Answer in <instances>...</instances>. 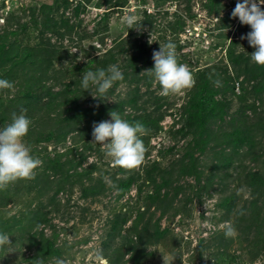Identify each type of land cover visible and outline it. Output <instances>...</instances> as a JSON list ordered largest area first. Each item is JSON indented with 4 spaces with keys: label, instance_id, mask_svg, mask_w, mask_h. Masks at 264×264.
Masks as SVG:
<instances>
[{
    "label": "rangeland",
    "instance_id": "1",
    "mask_svg": "<svg viewBox=\"0 0 264 264\" xmlns=\"http://www.w3.org/2000/svg\"><path fill=\"white\" fill-rule=\"evenodd\" d=\"M69 1L66 6L64 0H0V34L14 41L0 56V79L14 85L0 90V128L12 122L14 113L29 118L32 123L24 142L42 161L33 179L0 189V233L10 237L0 246V264H39L46 251L42 249L46 243L39 242L42 230L62 251L43 264H111L112 258L116 264H132L128 249L137 237L144 239L142 264H264V94L236 76L228 57L230 50H250L248 41L241 39L250 28L231 16L238 0H221L219 11L210 8V0ZM45 4L57 9L41 10ZM126 15L136 17L135 29L122 22ZM148 17L154 18L151 29ZM67 18L75 30L62 37L66 33L61 31V20ZM137 38L153 51L173 42L178 62L188 66L195 85L162 96L158 83L147 87L142 79L135 93L132 76L116 82L103 98H94L81 82L65 89L85 71L100 69L96 60L109 50L123 72L132 55L120 54V48ZM35 58L49 72L47 89L30 86L35 77L19 76L27 63L30 68L37 65H32ZM207 70L227 85L216 97L226 101L224 129L241 126L244 137L252 140L240 151L227 147L222 137L223 145L213 140L205 153L196 152L190 171L189 159L183 156L193 136L180 132L182 116ZM50 87L65 95L58 97L54 108L47 106ZM72 99L79 108L73 109ZM89 106L96 107V113L67 130L61 143L44 140L48 131L60 129L59 114L74 124L77 119L67 116ZM144 109L153 116L163 114L164 119L141 137L146 147L143 163L133 170L113 167L111 158L93 143V124L110 120L111 111L129 121ZM65 151H72L61 159L65 168L84 175L72 183L74 188L61 186L52 200L54 191L42 189L49 166L46 155ZM81 158L83 166L75 170ZM184 162L186 171L181 170ZM131 175L136 181L124 193L117 184ZM165 180L169 185L157 196ZM83 187L105 189L84 198ZM42 213L48 214L51 224L40 223ZM121 220L126 222L120 224ZM228 223L236 229L234 238L224 235ZM123 253V259L118 257Z\"/></svg>",
    "mask_w": 264,
    "mask_h": 264
},
{
    "label": "trees",
    "instance_id": "2",
    "mask_svg": "<svg viewBox=\"0 0 264 264\" xmlns=\"http://www.w3.org/2000/svg\"><path fill=\"white\" fill-rule=\"evenodd\" d=\"M84 2H90L92 0H82ZM210 8L216 11H219L221 5V0H210ZM64 4L66 6L71 5V2L69 0H64ZM262 10H264V7H262ZM57 9L52 4H45L42 6L41 10H53ZM151 15V14H150ZM150 26V29L153 27L154 24V18L148 17L147 20ZM38 27V24H37ZM250 28V26H248ZM174 28L175 27H171ZM24 29V28H23ZM75 30V26L71 24L70 20L63 19L61 20V31H64L66 34H62V37H65L67 34H73ZM251 30V28H250ZM13 35H18L14 33ZM12 37H9V35H1L0 34V56L6 54L10 48L14 46V41L11 40ZM130 46L126 47L123 46L120 48L119 53L122 54L123 52H129L131 53V57L128 58V62L126 64H123V79H127L133 76V84H135L136 92L138 93L141 87L142 79H145V84L147 87H150L154 82V77L149 76L145 71L154 68V61L152 59L151 52L153 51V46H148L145 43H142L139 41V39H133L129 42ZM248 42H246L247 45ZM248 51H245L244 49L242 51H236V50H230L228 57L231 62V65L233 67V70L238 78H243L244 83H250L252 84V89L254 92L260 90L262 94H264V66H259L251 62L250 60V53L252 48L250 45L247 46ZM116 54H114L112 51H108L105 53L103 58H98L96 62L99 64V68L107 69L109 65L115 64L117 61L115 60ZM38 59H34L32 62V65L37 64L36 66H33L34 68L29 67V63L26 64V67L24 69L21 68V73L19 76H22V79H33L35 77V83H29L30 86H38L41 89H47L49 87L48 83V75L49 72L43 68H41V64L36 63ZM39 65V68H38ZM38 69V70H37ZM25 70V71H24ZM37 70V71H34ZM206 71V70H205ZM204 73V72H202ZM206 73H211L212 79H209V77L206 76ZM204 73L205 79L197 85L196 92L197 94L192 97L188 103V105L185 107V114H183L182 119L184 121V124L180 130L182 131L183 136H193V141L190 143L188 149L186 150L183 159L188 160V168L189 170H193L195 168L196 163V152H200V154L205 153L207 149L210 147V143L215 140L216 142L220 143L219 138H224V143H226V146L229 148H234L237 151H240L246 146L251 145L252 138L250 136L244 137V134L241 130V126H234L232 130H225L224 125L226 123V116L225 114V100H219L217 99V95L221 94V89L227 87L225 83L220 81L219 76L213 74L212 70H207V72ZM30 75V76H28ZM81 74L80 76H77L76 78L72 79L68 84H66L64 87L65 89H69L73 85L81 82L82 78ZM135 76V78H134ZM32 77V78H31ZM127 77V78H126ZM214 81H219L220 84L217 86ZM160 87V86H159ZM49 93V102L47 106H51V108H54L57 105L58 97L63 95L62 90L55 92L52 87L48 88ZM70 94H74L73 90H71ZM138 101V99H137ZM68 103V102H65ZM64 103V104H65ZM71 103L73 105V109L79 108V105L75 99L71 100ZM118 107V106H117ZM71 109V106L68 108V110ZM254 111L256 109L253 108ZM70 112V111H69ZM96 113V107H87L81 111H79L78 114H73L67 116V120H71L73 118L77 119L74 121V124L72 122L61 120L60 114L58 115V118L56 119V123L58 124L60 129L50 130L46 134V137L44 140H55L58 143H61L62 135L64 137L67 134V130H71L73 126L77 125L79 122L84 121L85 119L91 117ZM257 113V112H256ZM242 114V113H241ZM97 116V115H96ZM95 116V117H96ZM129 122H135L140 121L144 124L146 130L150 131L153 129V127L156 126V123L159 124L161 120L164 119V115L160 114L158 117L153 116V113H150L147 111V109H144L143 112H141L139 115L136 116H130ZM77 121V122H76ZM211 124L212 127H209V124ZM77 123V124H76ZM154 125V126H153ZM218 127V129H217ZM37 142H43V139H38ZM47 142V141H46ZM254 142V141H253ZM223 145V144H222ZM72 151H65L64 153L60 154H51L47 153L46 158L49 160V166L45 168V177H46V185L43 190L48 189V192L54 191V195L52 200H56L57 195L62 191L61 186H66L67 184H70L72 188H74L75 183H77L78 177H83L84 174L79 173L76 171L75 174L70 173L71 170H67L65 165L61 162V159L63 157H68L69 154ZM85 159L81 158L80 162L77 163V165L74 167V169H78L81 166H83ZM187 163H183L181 170L186 171ZM122 169V168H121ZM85 173V171L83 172ZM62 174V178H61ZM253 176L259 175L252 174ZM251 176V175H250ZM135 176H129L127 179H123L120 181L117 185L123 189V192L126 193L127 191L131 190V187L133 183L135 182ZM73 183V184H72ZM169 185L168 181H164L163 184L156 190L157 196L161 195V191L163 187H166ZM102 190L95 191L94 189L82 188V197L88 198L93 194H100L104 191L105 187L100 188ZM95 191V192H94ZM176 192V191H175ZM41 221L40 223L43 224H51L52 221L48 218V214L42 213L40 216ZM126 221L121 220L120 224H124ZM52 226V225H51ZM54 228H56L54 226ZM116 229V228H115ZM41 238L42 240L39 241L43 245L46 243V245L43 246V250L46 249L45 257L43 258V263H47L52 257L60 256L62 254V251L59 249H56L55 243L51 242L52 240L46 238V235L44 233V230H42ZM144 232L145 229H144ZM144 239L143 237H137V239L133 240L130 244V247L128 249L129 258L128 261L132 264H142V260L145 258L143 257V252L141 249V245L143 244ZM36 243V242H34ZM37 244V243H36ZM126 256V253H123L119 255L118 257H121L122 259ZM117 261L113 258L111 259V264H116Z\"/></svg>",
    "mask_w": 264,
    "mask_h": 264
},
{
    "label": "clouds",
    "instance_id": "3",
    "mask_svg": "<svg viewBox=\"0 0 264 264\" xmlns=\"http://www.w3.org/2000/svg\"><path fill=\"white\" fill-rule=\"evenodd\" d=\"M264 0H238L232 10V18H239L243 25L250 26L251 31L242 35V40H247L254 49L250 53L252 63L264 66ZM124 23L129 29H135L136 17L126 15ZM149 43H152L150 38ZM154 68L145 72L154 77L158 83L160 95L179 94L195 85V80L188 66L177 60L176 45L169 41L160 44L159 50L152 54ZM123 73L118 65L112 64L107 69L100 68L95 71H85L81 78V88L90 92L94 98H103L113 85L123 80ZM209 79L212 76L209 75ZM219 86V81H214ZM12 82L0 79V90L11 89ZM95 89V92L92 90ZM98 94V95H97ZM111 119L103 120L93 124V143L101 146L105 155L111 158L113 167H120L125 170L138 168L144 161L146 147L142 136L146 133L144 124L140 121L129 122L122 118L118 111L109 113ZM31 120L25 115L13 114L12 122L0 128V189L5 188L9 183L21 179H33L35 170L42 165L38 157L31 154V149L25 144ZM241 215L244 213L241 212ZM224 235L226 238H234L236 229L230 224L225 225ZM10 242L7 234L0 233V246ZM43 264V260L39 261Z\"/></svg>",
    "mask_w": 264,
    "mask_h": 264
}]
</instances>
